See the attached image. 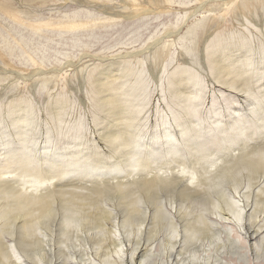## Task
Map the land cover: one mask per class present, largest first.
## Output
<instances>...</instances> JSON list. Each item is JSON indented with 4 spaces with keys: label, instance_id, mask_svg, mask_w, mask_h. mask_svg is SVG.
Listing matches in <instances>:
<instances>
[{
    "label": "rangeland",
    "instance_id": "rangeland-1",
    "mask_svg": "<svg viewBox=\"0 0 264 264\" xmlns=\"http://www.w3.org/2000/svg\"><path fill=\"white\" fill-rule=\"evenodd\" d=\"M254 122L264 0H0V264H261Z\"/></svg>",
    "mask_w": 264,
    "mask_h": 264
},
{
    "label": "bare ground",
    "instance_id": "bare-ground-1",
    "mask_svg": "<svg viewBox=\"0 0 264 264\" xmlns=\"http://www.w3.org/2000/svg\"><path fill=\"white\" fill-rule=\"evenodd\" d=\"M216 54H214V55H211V54H209V60H210V62L211 63H213L215 60H216ZM222 64V63H221ZM221 64H219V66L221 65ZM190 77V79H193L194 77H195V75H193V76H189ZM233 79H235L236 80V78H233ZM197 98V97H196ZM113 101V100H112ZM116 102V101H115ZM200 102L201 101H198L196 104H194L193 105V110H192V112H190V114H196L197 113V111H198V109H197V106H199L200 105ZM189 114V115H190ZM221 122H217L216 124H215V126L214 127H212V128H209V129H207V130H203V131H200V132H202L201 134L199 133L198 134V137H200V136H202L204 133H205V131H208V132H211V130H213V128H219V126L221 125L220 124ZM183 126V125H182ZM264 125H260L258 122H254V123H250V125L248 126L247 125V123H244L243 125H240L238 128H235V127H233V126H231V128L230 129H227V130H225V131H223V133H225L226 134V136L225 137H223V140H225L226 141V139H228V137L230 136V135H234V134H237V138H235V139H231L230 141H227V143H230V142H238L239 141V139H240V136H242L243 134H245L246 135V138H247V140L249 141V139H254V140H257V141H259V140H262L263 141V138H264V127H263ZM187 128H188V125L187 126H183V134L185 135V137H186V141H187V139H188V136H189V134H188V130H187ZM189 129H190V125H189ZM248 129H250V131H248ZM230 131V132H229ZM171 136V134H169L168 135V137H170ZM216 137H220V135H217ZM246 140V141H247ZM262 141H259L258 142V145H257V147H258V149H259V147L261 146V144L260 143H262ZM255 143H257V142H255ZM254 143V144H255ZM263 144H264V141H263ZM262 144V145H263ZM253 145V144H252ZM264 146V145H263ZM253 147H256V146H254L253 145ZM255 149V148H254ZM247 162H250V164H252V165H254V166H258V165H262L263 163H264V160H263V157H258L257 159H251V160H248ZM260 166H258V168H259ZM262 167V166H261ZM74 170V169H73ZM69 172H71L72 170H68ZM8 186V185H7ZM4 188V187H3ZM115 188V187H114ZM41 198V197H40ZM26 200H27V198H25L24 196H20V197H18L17 198V200L15 201V202H17V206L19 205V206H22L25 202H26ZM37 200V199H36ZM32 202H34V200H31ZM38 201H40V200H38ZM50 199H49V197L47 196V197H43L42 198V201L41 202H38V205H39V207H41L42 209V211L43 210H48V208L50 207ZM12 206V205H11ZM52 208V207H51ZM38 209V208H37ZM50 209V208H49ZM47 214V213H46ZM32 224V223H31ZM254 233V232H253ZM259 235V233H258V231H256L254 234H253V238H255V237H257ZM247 236V235H246ZM0 250H1V245H0ZM137 250H138V248H137ZM141 251V250H140ZM139 251V252H140ZM142 254L140 255V258H139V256H136V259L138 260V263L139 264H143V260L141 259L142 258ZM133 261L135 262V258H133ZM261 264H264V260L262 261V262H260ZM246 264V263H245ZM259 264V263H258Z\"/></svg>",
    "mask_w": 264,
    "mask_h": 264
}]
</instances>
